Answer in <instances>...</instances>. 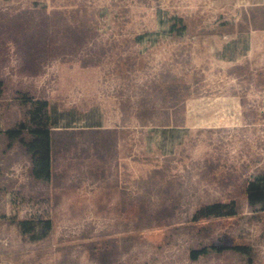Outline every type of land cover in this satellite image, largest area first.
<instances>
[{
  "label": "rangeland",
  "instance_id": "rangeland-1",
  "mask_svg": "<svg viewBox=\"0 0 264 264\" xmlns=\"http://www.w3.org/2000/svg\"><path fill=\"white\" fill-rule=\"evenodd\" d=\"M33 3L45 5V11L30 10ZM0 7V23L12 20L16 24L15 19H20L31 30L46 27L54 43H69V27L80 26L84 37L78 50L44 56L38 65L40 71L30 73L24 67L17 38L7 29L0 32V81L5 84L0 90L2 129L25 118L26 108L17 101L22 94L56 101L58 110L66 111L56 128L76 133L74 129L117 125L123 113L135 116L137 99L166 94L171 85L173 96L191 94L194 80L200 81L202 94L217 95L229 87L207 57L198 53L203 44L195 47L190 37L230 24L235 8L219 0H0ZM16 13L22 15L13 16ZM176 16L188 29L185 39L165 35L167 24L163 21ZM139 35H145L144 39L135 43ZM247 99L245 126L169 133L136 122L135 133L129 134L135 160L162 169L161 186L155 190L116 192L105 177L97 178L90 171L91 163L100 160L91 158L95 152L89 150L86 159L75 158L78 154L73 149L61 153L60 157L67 158L57 161L55 173L62 177L56 184L63 189L64 181H71V188L61 203L51 204L54 231L39 242L24 236L17 222L42 213L39 207L21 200L50 194L57 187L35 182L30 176L29 156L17 144L9 148L1 136L2 257L10 258L13 264H96L89 256L112 251L118 237L135 233L133 228L139 223L138 217L127 221L119 201L126 199V208L132 210L141 198L149 201L145 207L150 211L162 209L166 213L173 208L174 216L143 228L131 252H124L121 261L125 264H264V213L252 216L245 207L243 216L234 220L213 219L193 228L189 225L201 205L227 201L237 193L234 185L223 188L230 177L243 179L264 173V86L249 91ZM127 136L124 133L122 141ZM126 152V147L120 148V153ZM113 165L107 167L110 177L115 174ZM173 199L179 200L175 208ZM81 205H85L84 214L75 216L74 209ZM212 244L219 248L249 246L254 258L210 251L196 261L190 259L192 248Z\"/></svg>",
  "mask_w": 264,
  "mask_h": 264
},
{
  "label": "crops",
  "instance_id": "crops-1",
  "mask_svg": "<svg viewBox=\"0 0 264 264\" xmlns=\"http://www.w3.org/2000/svg\"><path fill=\"white\" fill-rule=\"evenodd\" d=\"M219 1L224 6L233 5L235 8V12L230 15V24L225 23L220 30L192 34L190 37L195 47L198 43L203 44L199 47L198 53H203L202 55L211 62V66L214 65L221 80L228 81V89H222L217 95L202 94L200 81L194 80L191 94L173 96L175 88L171 85L167 87L166 94L137 99L136 106L139 111L133 117L123 113L117 125L74 129L76 133L72 132L73 129L51 128V156L54 170L51 185L58 187L57 181H60L55 177L58 159L67 158L59 155L69 153L73 149L78 154L75 158L86 159L87 152L92 150L96 155L91 158L107 161L109 166L114 163L112 173L115 171V174L111 177L107 174L106 182H109L111 189L116 192L155 190L161 186L162 169L157 165L139 163L135 160V147L130 143L129 134L135 133L136 122H144L143 125L150 130L160 129L169 133L196 132L215 127L247 124L249 91L264 86V26L255 27L251 20L254 17L257 25L264 20V0ZM188 34L186 29L179 38L185 39ZM211 66L209 70L212 69ZM125 122L128 124L125 125ZM6 131L0 127V138ZM124 133L128 134L126 141H122ZM56 134L63 138L57 140ZM121 147H126L127 152L120 153ZM99 151L102 155H99ZM2 170L3 165L0 163V198L3 189ZM70 183L71 181L69 184L64 181L65 191L71 188ZM0 264L12 263L0 255Z\"/></svg>",
  "mask_w": 264,
  "mask_h": 264
},
{
  "label": "trees",
  "instance_id": "trees-1",
  "mask_svg": "<svg viewBox=\"0 0 264 264\" xmlns=\"http://www.w3.org/2000/svg\"><path fill=\"white\" fill-rule=\"evenodd\" d=\"M46 9L45 5L39 3H33L30 10L42 11ZM1 11V7H0ZM24 13V12H22ZM22 13H16L13 16H21ZM15 19V18H13ZM253 25L263 27L264 20L257 25L256 19L252 17ZM4 21L5 24L0 23V32L11 31L12 35L17 38L20 51L23 53V60L25 63V69L30 73H38L40 59L44 56L54 57L62 55L65 50L72 49L78 50L84 37L79 30L80 26L69 27L67 37H69V45L63 43H54L52 33L46 27L35 28L34 30L26 27L24 21L15 19L16 24ZM163 25L167 24L165 35L168 37H181L186 31L187 27L180 17H172L166 21H163ZM25 26V27H24ZM7 29V30H6ZM145 35H139L135 37V43L143 41ZM21 41V43L19 42ZM3 45L1 44L0 47ZM26 46L27 48H24ZM29 46V47H28ZM30 46H34L33 49ZM3 82L0 81V90H2ZM20 105L26 108L24 114L25 118L16 124L14 127L7 129L4 134L5 139L9 143V148L14 145L22 147L24 152L29 156L31 161L30 176L35 182H42L45 184H51L54 176L53 159L51 156V136L50 130L53 127L59 126V121L65 117L64 110L59 111L56 101L50 100L46 97L35 98L28 94L20 95L17 98ZM57 133V132H56ZM57 140H61L63 136L57 135ZM108 162L104 160H97L91 163L90 171L98 177L106 179L107 177ZM89 170V169H88ZM56 174V173H55ZM56 178L61 179L62 176L55 175ZM241 180V181H240ZM235 186L236 194L231 196L227 201H214L211 203L203 204L193 213L189 220L190 227H194L198 224L209 222L211 220H234L240 218L244 214V209L249 208L252 212V216H259L264 213V173L258 175L245 177L238 179V177H230L223 185L224 189H228L230 186ZM65 190L61 187H57L52 193H42L37 197L24 196L21 201L31 207H39L41 216H33L27 219H22L17 222L22 234L29 237L31 241L39 242L50 237L51 232L54 231V223L52 217H50L51 204L61 203ZM123 193V196H126ZM137 199V198H136ZM135 201V204L139 202V205L127 209V200L119 201L122 204L126 214L127 221L134 217L139 218V223L134 226L135 233H128L118 237L116 246L112 251H106L101 256H89L96 264H125L121 261L124 254L130 253L133 247L138 243L143 228H152L154 223L160 224L164 218H172L174 216V209L171 208L168 212L164 213V210L150 211L145 207V199ZM127 201V202H126ZM171 203L174 204V208L178 206L179 200L173 199ZM82 205L73 213L75 216H82L84 214L85 205ZM125 206V207H124ZM106 207V206H105ZM81 214V215H80ZM45 215V216H43ZM47 215V216H46ZM49 215V216H48ZM157 221V222H155ZM163 222V221H162ZM210 251L218 253L233 252L247 255L249 260L254 258V250L249 246L232 245L228 247L219 248L212 244L209 247L192 248L189 253V257L192 261L198 260L201 256L209 254ZM7 255V253H4ZM0 255L2 252L0 250ZM6 259V258H4ZM12 263L11 259H6ZM13 264V263H12Z\"/></svg>",
  "mask_w": 264,
  "mask_h": 264
}]
</instances>
